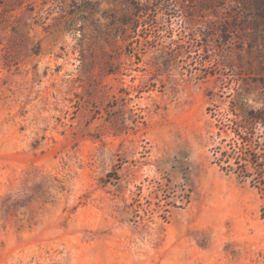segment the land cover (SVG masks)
Returning <instances> with one entry per match:
<instances>
[{
    "label": "rangeland",
    "instance_id": "obj_1",
    "mask_svg": "<svg viewBox=\"0 0 264 264\" xmlns=\"http://www.w3.org/2000/svg\"><path fill=\"white\" fill-rule=\"evenodd\" d=\"M263 1L0 0V264H264Z\"/></svg>",
    "mask_w": 264,
    "mask_h": 264
},
{
    "label": "trees",
    "instance_id": "obj_2",
    "mask_svg": "<svg viewBox=\"0 0 264 264\" xmlns=\"http://www.w3.org/2000/svg\"><path fill=\"white\" fill-rule=\"evenodd\" d=\"M264 6V1L261 3ZM140 13H146L149 8L140 6ZM138 9V10H139ZM122 27H128L127 22L121 24ZM122 27L119 30L122 34ZM125 40V36H123ZM236 128L240 129L236 125ZM230 128L234 133H236L237 141L234 142V151L236 148V154H229L227 151H222L220 156H215L214 164H216L221 170H225L235 174L238 178L243 180H249L251 186L256 188L264 196V155H259L257 152H251L252 144L250 140L240 136L237 133V129ZM243 129V128H242ZM224 142V141H223ZM237 153H240L237 155ZM231 161H233L231 163ZM234 166V168H233ZM264 209V208H263Z\"/></svg>",
    "mask_w": 264,
    "mask_h": 264
}]
</instances>
